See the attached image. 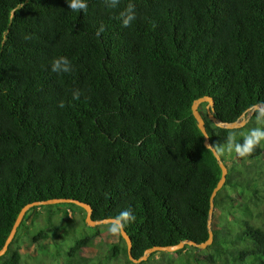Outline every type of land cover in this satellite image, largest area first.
<instances>
[{
  "label": "trees",
  "instance_id": "16d2710c",
  "mask_svg": "<svg viewBox=\"0 0 264 264\" xmlns=\"http://www.w3.org/2000/svg\"><path fill=\"white\" fill-rule=\"evenodd\" d=\"M129 3L136 19L123 27ZM60 55L72 72L50 70ZM204 96L222 122L246 112L228 130L198 106L227 169L212 242L138 264H264V141L245 157L221 151L230 135L264 128V0H88L84 13L65 0H0V250L24 206L53 199L89 205L94 221L131 209L123 229L135 259L205 242L221 169L192 115ZM111 225L88 226L75 204L31 207L0 264H134Z\"/></svg>",
  "mask_w": 264,
  "mask_h": 264
},
{
  "label": "water",
  "instance_id": "95a60500",
  "mask_svg": "<svg viewBox=\"0 0 264 264\" xmlns=\"http://www.w3.org/2000/svg\"><path fill=\"white\" fill-rule=\"evenodd\" d=\"M201 103H206L205 109H206V113H207V116H208L207 118H208L209 121H211L214 124L215 127H218V128H224V129L231 130V129H235V128L243 126L245 124V122H246V118H245L246 112H244L242 114V121L241 122H238V121L222 122L220 120H217L214 117V115L212 114L214 102H213L211 97H208V96L201 97V98L195 100L193 102L192 106H191L192 115H193L194 119L197 122V127L201 131V133H202V135L204 137V146L207 149L211 150L213 156L217 160L218 165H219V167L221 169L220 180L218 181L216 187L211 192L210 199H209L210 200V206H209L208 219H207L208 238H207V240L205 242L199 243V244H197V243H195L193 241H188V242L182 241V242H180V243H178L176 245H172V246H155V247H152L150 249L145 250V252L143 253V255L140 258L135 259L131 255V241H130V238L127 236V234L125 233L124 229L122 228L119 231V233H120V236L122 237V239L126 243L127 256L129 258V260L132 263H134V264H138L141 261H145L147 259V257L149 256V254H151L152 252L173 253V252H176L178 250H181L185 245L196 247L199 251H201V250H204L207 246H209L211 244V242H212V232L210 230V227H211V220H212V213H213V199H214L217 191H219L220 188L225 183L227 169L224 166L223 162L220 160V157H219L216 149L213 148L210 145V142H209V139H208V135H207L206 129H205L204 119L202 118V116L198 112V106ZM252 109L256 110V109H258V107L254 106ZM59 203L75 204V205L79 206L80 208H82L85 211V222L90 227H94V226H97V225H100V224H108V223H112L113 224L114 223V219H103V220H100V221L92 220L91 219V213H92L91 207L89 205H87V204H84V203H81V202H78V201H75V200H72V199H53V200H47V201H42V202L30 203V204L24 206L21 209V211L19 212V214L17 216V219H16V221H15L13 227H12V230H11L10 234L8 235L3 247L0 250V256L3 255L7 251V248L9 246V244L11 243V241L13 240V238H14V236L16 234V230H17L19 224L21 223L26 211L29 208L34 207V206H39V205H51V204H59Z\"/></svg>",
  "mask_w": 264,
  "mask_h": 264
},
{
  "label": "clouds",
  "instance_id": "9594fccd",
  "mask_svg": "<svg viewBox=\"0 0 264 264\" xmlns=\"http://www.w3.org/2000/svg\"><path fill=\"white\" fill-rule=\"evenodd\" d=\"M68 9L73 12H85L88 7V0H65ZM104 4L108 8H116L120 3V0H103ZM120 23L123 27H128L135 19L136 12L132 3H129L120 13ZM104 31L103 25L96 30V35L99 36ZM50 70L56 74H67L73 71V65L71 61L63 55L57 56L51 60ZM82 95L81 90L74 89L71 92L72 100H78ZM58 107L63 108V101L58 103ZM258 120L264 121V108L259 109L257 112ZM264 141V128H252L243 137L242 141L234 142L232 136L228 137V143L226 149L229 152L235 151L240 157L250 155L254 149ZM135 220V215L131 209L121 210L114 218V223L110 226V231L113 233L119 232L125 224L131 223Z\"/></svg>",
  "mask_w": 264,
  "mask_h": 264
},
{
  "label": "rangeland",
  "instance_id": "374dc122",
  "mask_svg": "<svg viewBox=\"0 0 264 264\" xmlns=\"http://www.w3.org/2000/svg\"><path fill=\"white\" fill-rule=\"evenodd\" d=\"M32 214V212H30L29 214H28V218H27V222H29V219H30V215ZM69 217H71V218H73V219H75L77 222H80L81 221V218H82V215L80 214V213H78V212H76V213H69ZM41 218V217H40ZM44 218V217H43ZM39 221V220H38ZM81 223V222H80ZM114 236L112 235L111 236V238H113ZM30 250H32V249H30ZM88 252H93V254H95L96 253V249H91V250H89ZM36 257H39L40 258V256H36ZM35 257V258H36ZM35 258H29L28 259V261L29 262H33V263H37V262H39L40 264H42L41 262H40V260L39 261H37ZM153 260H160V257H159V255L157 254V255H155L154 256V259ZM43 264H45V263H43ZM47 264V263H46Z\"/></svg>",
  "mask_w": 264,
  "mask_h": 264
}]
</instances>
